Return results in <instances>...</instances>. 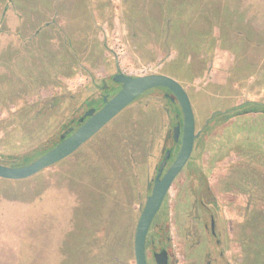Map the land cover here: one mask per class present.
<instances>
[{"label":"rangeland","instance_id":"374dc122","mask_svg":"<svg viewBox=\"0 0 264 264\" xmlns=\"http://www.w3.org/2000/svg\"><path fill=\"white\" fill-rule=\"evenodd\" d=\"M209 1L210 19L196 13L189 20L201 30L194 36L197 50L184 53L164 42L163 27L154 19L166 0L79 5L62 0L54 21L38 35L40 24L32 15L13 31L1 25L0 158L56 143L64 130L76 127L87 109L85 99L98 98L96 108L102 94L118 90L112 80L117 72L176 79L189 95L199 135L213 113L246 100L264 102V0ZM225 5L242 18L241 34L231 30L232 39L220 35L217 25L215 10L225 11ZM82 29L93 45L77 50L78 62L69 68L61 61L59 39L80 36ZM166 93L152 88L139 95L76 151L37 174L0 178V264H135L139 214L164 151L178 147ZM250 118L232 117L229 125L220 122L195 138L161 204L169 264H207V246L211 260L223 252L219 264L264 260V158L245 140ZM193 191L206 204L217 203L208 205L219 211L217 249L212 239L206 242L208 230L193 223L196 209L201 214ZM158 250V245L146 249L148 264H155L152 255Z\"/></svg>","mask_w":264,"mask_h":264},{"label":"water","instance_id":"95a60500","mask_svg":"<svg viewBox=\"0 0 264 264\" xmlns=\"http://www.w3.org/2000/svg\"><path fill=\"white\" fill-rule=\"evenodd\" d=\"M112 80L119 83L120 88L110 97L103 94L102 105L98 109L93 106L88 107L78 118L80 124L74 130L72 128L64 130L60 135L61 140L56 145L29 163L18 166L0 163V178L25 179L54 165L76 151L139 95L152 88H166L168 90L166 95L178 103L182 120L177 121L172 127V139L174 143L179 142L176 155L164 170L170 159L171 149L167 148L164 151L135 227L133 239L135 264H148L146 237L152 220L172 182L187 163L200 130L195 129V118L187 91L173 77L163 73L132 76L117 72L112 76ZM152 256L155 264H169L168 252L165 248L154 251Z\"/></svg>","mask_w":264,"mask_h":264},{"label":"trees","instance_id":"16d2710c","mask_svg":"<svg viewBox=\"0 0 264 264\" xmlns=\"http://www.w3.org/2000/svg\"><path fill=\"white\" fill-rule=\"evenodd\" d=\"M52 1L54 2L55 0H49V3H47L46 0H32L31 2L34 4H31L29 8V13L30 12L34 13V18L40 24L38 29L36 30L37 35L41 33L45 27L51 25V23L54 21L53 19L56 18V15H58L60 10L62 9L63 5L50 4ZM177 1L178 0H171L170 2V0L169 1L166 0V4L160 6L162 12H159L158 9L157 11L160 14L158 13L157 15H155L154 19L156 18L160 26L163 27V35H164L165 43L172 41L176 45V47L179 48L183 53L184 50L196 51L197 41L194 36L197 34H201L200 32L201 30L199 28L197 29V27L196 29L190 27V25L192 24H190L189 20L190 19L193 20L194 19L193 17L196 15V13H199V16L202 17L205 16L206 19L208 20L209 13L207 11H211V8L213 9V7L205 6V4H210L209 0H202L203 1L202 4H177L178 3ZM225 8L227 10L224 11L222 9L221 12L220 10L218 11V9L214 8L216 9L215 12L217 13L216 14L217 25L219 23L218 27L220 30V35L226 34V37L231 38L230 36L231 30H236V32L239 33L241 32V30L239 29L237 30V27L241 25L242 18H240L239 13L238 15H236L237 13L236 9L233 10L229 8L228 5H225ZM202 11L204 12L203 13L204 15L201 14ZM129 16L132 17L131 15ZM81 33H82L81 35L79 34L80 36L74 37L73 35H70V36L61 37L59 39L62 40V45H63L61 61L63 63H66L69 68L71 67V65L78 62L77 60L79 54L78 53L75 54L77 50H81L82 52L84 50H87L90 45H93V39L89 37L87 29H82ZM190 34H192V36H190ZM174 35H176V37L171 38ZM232 41L235 43V40ZM156 88L168 92V90L164 87H156ZM164 96L168 100V104L170 106L169 113L171 115V119L173 123L175 124L177 121L181 122L182 115L178 103L176 101L171 100L170 96H166V95ZM98 100H99L98 98H91V99L87 98L82 102V105L88 108L93 106L92 104L94 101H98ZM100 100L102 105V98ZM235 116H247L249 118L250 116L253 117L250 118L252 124H249L247 126L248 130L245 134V140L246 142L248 140L250 145L251 144L255 145L253 151L262 154L263 157L261 159H263L264 158V102L260 100L259 101L246 100L225 111L213 113L208 123L205 124V126L203 127L201 134L198 136V140H200L201 138L204 137L205 134L213 130L220 122H222L221 124L229 125V123H232L231 118ZM247 121L249 122L248 119ZM257 122H259L260 124H258ZM60 140L61 138L58 139L56 143L52 144L50 147L44 149L43 151H39L38 149H36L21 155L3 156L2 159L0 158V163L8 166H18L29 163L30 161L37 158V156H40L41 154L52 148ZM176 150L177 148L176 149L173 148L172 154H174ZM197 181L198 183H204L203 179L199 177H197ZM169 239L170 238H169V229H168L166 211L162 209L160 206L159 210L157 211V213L155 214L152 220L151 226L147 233L146 249L153 250L154 247H156V245H158L160 249H162L168 243ZM8 248L10 249V246H8ZM259 264H264V263L259 262Z\"/></svg>","mask_w":264,"mask_h":264},{"label":"flooded vegetation","instance_id":"af4514ba","mask_svg":"<svg viewBox=\"0 0 264 264\" xmlns=\"http://www.w3.org/2000/svg\"><path fill=\"white\" fill-rule=\"evenodd\" d=\"M119 88H120V84H119ZM118 88V89H119ZM117 91V90H116ZM115 93V92H114ZM168 93V92H167ZM166 93V94H167ZM165 94V95H166ZM103 95V94H102ZM108 95V94H107ZM112 95V94H111ZM111 95H108V97H110ZM166 96H169V95H166ZM102 98V96H101ZM101 106V105H100ZM99 106V107H100ZM99 107H96V109H98ZM80 124L79 120L77 119V123H76V127ZM76 127H69L68 129L72 128L73 130L76 128ZM173 140V139H172ZM174 143V141H173ZM175 145L177 143H174ZM178 147H179V142H178ZM178 147H177V150H178ZM171 149V156H170V159L168 160L167 162V165L165 166L164 170L168 167V165L171 163V161L173 160V158L175 157L176 155V152H174V154H172V149L173 148H170ZM163 170V172H164ZM195 201H199L200 198L197 194V191H193L192 193ZM213 200V199H212ZM210 203H213V205L215 204L217 206V203L216 201H212ZM209 204H206L205 202L202 201V199L199 201V205H200V208H201V214L198 213V210L196 209V212H197V215H195V218L193 219V223L195 225H200L202 227V229L205 231L208 230V233H209V236L210 238L208 237V240L206 241L207 243H209L211 241V239L214 241V246L216 247L217 249V245L219 244L220 240L216 237L217 236V232L215 231V226H216V216H217V213L219 212L218 210H214V212L212 210L209 209ZM187 236L188 233H187ZM212 241V242H213ZM199 242V241H198ZM197 242V243H198ZM256 246V245H255ZM209 246L206 247L207 249V254L209 255V259L207 261V264H219L218 263V259L221 258L222 259V255H223V252L221 250H219L218 252V255L214 256V258L211 260L210 259V255L212 254V250L208 248ZM257 247V246H256ZM263 249V248H262ZM263 252V250H261ZM261 262L264 263V260L263 258H261Z\"/></svg>","mask_w":264,"mask_h":264},{"label":"crops","instance_id":"0c3cea01","mask_svg":"<svg viewBox=\"0 0 264 264\" xmlns=\"http://www.w3.org/2000/svg\"><path fill=\"white\" fill-rule=\"evenodd\" d=\"M62 0L52 1L50 4H59ZM49 3V0H46ZM87 0H70V4H86ZM63 4V3H60ZM31 6L30 0H0V26L5 25L6 30L13 31L22 25L24 19L34 13H29ZM36 14V13H35Z\"/></svg>","mask_w":264,"mask_h":264}]
</instances>
